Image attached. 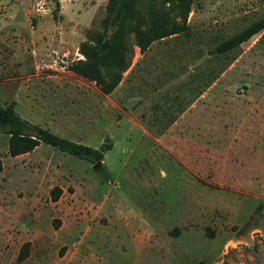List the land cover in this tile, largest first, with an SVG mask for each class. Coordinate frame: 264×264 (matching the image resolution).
<instances>
[{
	"label": "rangeland",
	"instance_id": "374dc122",
	"mask_svg": "<svg viewBox=\"0 0 264 264\" xmlns=\"http://www.w3.org/2000/svg\"><path fill=\"white\" fill-rule=\"evenodd\" d=\"M161 1L136 0L184 30L140 53L124 26L104 93L73 68L114 32L108 0H0V104L103 149L99 169L42 142L11 156L0 131V264H264V30L212 51L264 0H192L185 19Z\"/></svg>",
	"mask_w": 264,
	"mask_h": 264
},
{
	"label": "trees",
	"instance_id": "16d2710c",
	"mask_svg": "<svg viewBox=\"0 0 264 264\" xmlns=\"http://www.w3.org/2000/svg\"><path fill=\"white\" fill-rule=\"evenodd\" d=\"M171 3V9L179 8L187 15L192 0H162L160 3ZM177 2V3H176ZM151 12V10H149ZM164 14H155L150 24L136 0H108L107 24L115 28L114 32L99 46L83 45L80 47L84 60H79L73 68L75 72L90 77L96 82L101 91L110 93L121 79V73L126 67L124 45L120 40V31L130 26L134 32L136 44L140 53L145 52L154 40L184 30V21L171 19ZM264 30L263 17L253 21L243 29L218 43L212 51L223 53L248 41L252 36ZM106 67V71H101ZM0 131L8 135V153L11 156L21 155L32 151L41 142L58 148L61 151L84 158L91 163L102 159L103 154L96 148L60 137L50 129L33 124L23 119L15 110L14 102L0 104ZM61 193L57 186L50 191L51 199L56 201ZM28 243L21 248L19 260L28 256Z\"/></svg>",
	"mask_w": 264,
	"mask_h": 264
},
{
	"label": "crops",
	"instance_id": "0c3cea01",
	"mask_svg": "<svg viewBox=\"0 0 264 264\" xmlns=\"http://www.w3.org/2000/svg\"><path fill=\"white\" fill-rule=\"evenodd\" d=\"M36 108H39L40 111H43V109H44L40 104H36ZM65 109H66V108H65ZM64 114H65V117H64V123L66 124V123H68V121L70 122V119H68V117H67V114H68V113H67L66 111L64 112ZM44 124H45V123H44ZM45 125H47V124H45ZM64 127L66 128V125H65ZM61 130H62V129H61ZM35 148H36V147H35ZM35 148H34V149H35ZM34 149H33V150H34ZM30 152H31V151H30ZM27 153H29V152H27ZM24 154H26V153H24ZM17 156H18V155H17Z\"/></svg>",
	"mask_w": 264,
	"mask_h": 264
},
{
	"label": "water",
	"instance_id": "95a60500",
	"mask_svg": "<svg viewBox=\"0 0 264 264\" xmlns=\"http://www.w3.org/2000/svg\"><path fill=\"white\" fill-rule=\"evenodd\" d=\"M100 150L102 151L103 149L100 148ZM101 151H100V152H101ZM100 166H101V161H100V160H99V161H96V162L94 163V168H95V169H99Z\"/></svg>",
	"mask_w": 264,
	"mask_h": 264
}]
</instances>
